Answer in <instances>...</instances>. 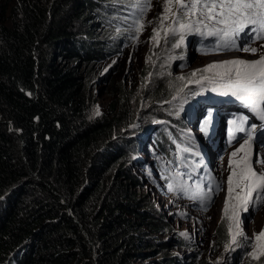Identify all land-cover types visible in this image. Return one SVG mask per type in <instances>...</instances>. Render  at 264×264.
<instances>
[{
    "label": "trees",
    "instance_id": "16d2710c",
    "mask_svg": "<svg viewBox=\"0 0 264 264\" xmlns=\"http://www.w3.org/2000/svg\"><path fill=\"white\" fill-rule=\"evenodd\" d=\"M129 2L0 0V264H185L157 237L169 227L129 166L123 87L95 112L102 63L133 25ZM175 84H160L150 97L160 107L145 112L170 121L171 143L168 130L155 134L167 157L201 151L182 133ZM167 167L170 183L178 168Z\"/></svg>",
    "mask_w": 264,
    "mask_h": 264
},
{
    "label": "rangeland",
    "instance_id": "374dc122",
    "mask_svg": "<svg viewBox=\"0 0 264 264\" xmlns=\"http://www.w3.org/2000/svg\"><path fill=\"white\" fill-rule=\"evenodd\" d=\"M139 2L140 0H130L129 6L123 9L133 15L131 22L140 16L139 10L132 7L131 3ZM150 3V9L140 16L143 30L137 35L132 25L130 32L119 43V50L109 62L102 63L103 74L94 85L95 112L108 113L117 88L123 87L128 96L129 108L133 111L126 120L124 132L135 143V150L128 157L129 166L140 179L142 190L148 194L155 212L164 217L169 227L160 231L157 237L169 243L168 250L171 254L181 258L185 264L194 258L195 252V264H264V255H260L258 259H253L250 255L253 245L257 243L256 234L264 229V205L255 209L249 205L247 212H239L243 235L237 236L235 243H232V234L237 229L229 217L233 216V206L238 203L235 196L240 192L239 188H234L228 214H224V203L228 198V176L231 174L229 158L247 138L245 132H235L236 139L229 142V131L234 130V125L229 122L236 121L239 124V118L243 117L245 129L253 125L259 127L254 134L250 154L253 169L260 173L264 172V165H258L255 161L264 158V146L259 144V140L264 139L261 136L264 121L225 88L207 81L190 82L200 79V73L196 77L191 76L194 71L213 62L233 60L241 56L250 57L251 61L259 59L264 55V48H261L264 41L251 44V47L258 49L256 54L234 50L205 55L202 50L210 48L214 38L188 35L185 46L172 49V41L165 43L163 39V29L160 30L158 43L152 39L154 29L160 28L158 17L163 13L165 0H150ZM170 23L171 18L164 21L165 28ZM111 64L115 66L112 67ZM205 75L211 76L212 73ZM169 80L176 83L174 86L180 97L186 99L181 113L182 126H185L182 133L192 140L194 147L199 145L201 151L198 153H183L175 149L171 157H167L157 145L155 134L161 129L168 130L166 141L171 143L173 136L169 129L170 121L151 120L145 116L148 109L160 107L150 97L160 84ZM260 110H264V102L261 103ZM209 113L212 121L206 126L204 120ZM205 127L206 132L201 130ZM190 149L192 151L194 148ZM243 156L244 152H240L236 157H231L237 172L240 170L237 162ZM158 164H166L168 171L178 168V175L173 178V182L165 180ZM235 181L236 177L233 178L234 185ZM209 189L210 202L204 199ZM221 219L226 235L223 240L216 235V227ZM178 237H185L194 246L191 248L180 245ZM259 243L264 246V240Z\"/></svg>",
    "mask_w": 264,
    "mask_h": 264
},
{
    "label": "snow or ice",
    "instance_id": "6c2138e0",
    "mask_svg": "<svg viewBox=\"0 0 264 264\" xmlns=\"http://www.w3.org/2000/svg\"><path fill=\"white\" fill-rule=\"evenodd\" d=\"M131 6L137 8L140 16H143L150 9L151 3L150 0H140L139 3H131ZM163 8V13L158 17L160 28L154 29L152 39L158 43L160 30L163 29V39L165 43L172 41V49L185 46L188 35H198L205 39L214 38L211 47L202 50V54L205 55L234 50L256 54L258 49L251 47V44L256 41H264V0H165ZM140 16L133 20V27L137 35L143 30ZM169 18H171V23L165 28L164 21ZM244 45L249 46L245 47ZM261 48H264V44H261ZM210 72L211 76L205 75ZM197 73H200V79L190 82L207 81L225 88L248 105L258 118L264 121V110H260V105L264 102V55L255 61L233 59L213 62L203 69L194 71L191 76L196 77ZM239 119V124H236V121L229 122L234 125V130L229 131V142L236 139L235 132H245L247 138L239 148L231 153V157H236L240 152H244V156L240 157L237 162L240 165L239 172L233 167L232 158H229L231 174L228 176V198L224 203V214L227 216L234 188L240 189V192L235 196L238 203L233 206V216L229 217L237 229L232 234V243L236 242L237 236L243 235L240 228L239 212H247L249 205H252L254 209L264 205V172L257 173L253 169L250 154L257 127L253 125L249 129H245L243 127L244 118ZM211 121L212 117L209 113L204 124L207 126ZM201 130L206 132L207 127ZM261 136L264 137V132L261 133ZM259 144L264 146V139H260ZM184 151L187 152L188 149L185 148ZM255 163L264 165V158L257 159ZM234 177H236L235 185ZM210 192L211 189L204 198L208 202L211 201ZM229 231L231 233V228ZM255 239L257 243L253 245V252L250 255L253 259H258L260 255H264V246L259 243L264 240V229L256 234Z\"/></svg>",
    "mask_w": 264,
    "mask_h": 264
},
{
    "label": "bare ground",
    "instance_id": "6f19581e",
    "mask_svg": "<svg viewBox=\"0 0 264 264\" xmlns=\"http://www.w3.org/2000/svg\"><path fill=\"white\" fill-rule=\"evenodd\" d=\"M237 59H243V60L251 61L250 57H244V56H241L240 58L238 57Z\"/></svg>",
    "mask_w": 264,
    "mask_h": 264
},
{
    "label": "water",
    "instance_id": "95a60500",
    "mask_svg": "<svg viewBox=\"0 0 264 264\" xmlns=\"http://www.w3.org/2000/svg\"><path fill=\"white\" fill-rule=\"evenodd\" d=\"M258 128H259V127H257V131H256V132H258V130H259Z\"/></svg>",
    "mask_w": 264,
    "mask_h": 264
},
{
    "label": "clouds",
    "instance_id": "9594fccd",
    "mask_svg": "<svg viewBox=\"0 0 264 264\" xmlns=\"http://www.w3.org/2000/svg\"><path fill=\"white\" fill-rule=\"evenodd\" d=\"M229 98V97H228Z\"/></svg>",
    "mask_w": 264,
    "mask_h": 264
}]
</instances>
